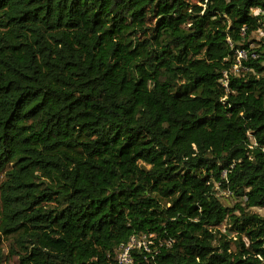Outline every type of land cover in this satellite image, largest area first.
Listing matches in <instances>:
<instances>
[{"label":"trees","instance_id":"1","mask_svg":"<svg viewBox=\"0 0 264 264\" xmlns=\"http://www.w3.org/2000/svg\"><path fill=\"white\" fill-rule=\"evenodd\" d=\"M261 33L264 0H0V264H264Z\"/></svg>","mask_w":264,"mask_h":264},{"label":"built area","instance_id":"2","mask_svg":"<svg viewBox=\"0 0 264 264\" xmlns=\"http://www.w3.org/2000/svg\"><path fill=\"white\" fill-rule=\"evenodd\" d=\"M246 53L244 51H239L238 52V59H245ZM226 80H224V85L227 87L228 86V82H227V78L228 75L225 74ZM153 236H146L143 235L141 237H133L130 242L127 245H123L120 250H119V254H118V262L119 264H131L133 263V257H132V252L134 250H140V249H145L147 251H150V246L148 243H150V245L152 244L151 238ZM149 240V242H144V241Z\"/></svg>","mask_w":264,"mask_h":264},{"label":"rangeland","instance_id":"3","mask_svg":"<svg viewBox=\"0 0 264 264\" xmlns=\"http://www.w3.org/2000/svg\"><path fill=\"white\" fill-rule=\"evenodd\" d=\"M195 1V0H194ZM262 38H264V34H256L255 35V38L257 41H260ZM255 47V44H252L251 45V48H254ZM236 71H238V67L235 68ZM220 198L227 204H230L231 206L234 204V202H232L231 198H228V192H223L221 191L219 194ZM230 196V195H229ZM255 212L257 213H260L262 216H264V209H255L254 210ZM224 227L222 228V230L224 231ZM144 242H149V240H145ZM149 246H150V243H148ZM6 257L8 259V262L7 264H18V258L17 257H13L12 259L9 258V252L6 250Z\"/></svg>","mask_w":264,"mask_h":264}]
</instances>
